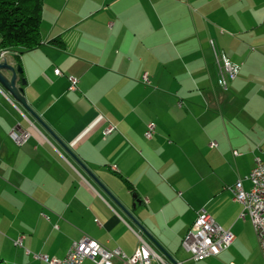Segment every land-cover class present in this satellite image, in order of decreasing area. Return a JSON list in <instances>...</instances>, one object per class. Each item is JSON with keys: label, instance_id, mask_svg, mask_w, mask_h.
I'll use <instances>...</instances> for the list:
<instances>
[{"label": "crops", "instance_id": "obj_1", "mask_svg": "<svg viewBox=\"0 0 264 264\" xmlns=\"http://www.w3.org/2000/svg\"><path fill=\"white\" fill-rule=\"evenodd\" d=\"M41 35L21 53L19 84L108 191L0 84V256L46 264L34 254L64 258L85 235L131 255L141 235L167 258L110 192L183 264H264L231 191L238 180L250 189L264 160V0H44ZM211 41L241 66L227 88ZM19 52L0 49L13 66ZM14 129L30 136L18 144ZM202 208L234 241L216 257L180 259Z\"/></svg>", "mask_w": 264, "mask_h": 264}, {"label": "built area", "instance_id": "obj_2", "mask_svg": "<svg viewBox=\"0 0 264 264\" xmlns=\"http://www.w3.org/2000/svg\"><path fill=\"white\" fill-rule=\"evenodd\" d=\"M211 45L221 84L227 88L229 80L238 76L241 66L232 62L223 52L218 51L214 41H211ZM55 73L63 75L59 68L55 69ZM68 79L70 90H76L79 79L73 75H69ZM144 81L149 82L147 75H144ZM115 130L116 126L111 124L104 130V135L108 136ZM154 132L155 124H148L146 138L151 139ZM11 136L18 144H22L28 139L30 132L14 129ZM216 145V142L211 143L213 147ZM248 178L251 181L250 189H245L242 180H238L231 187V191L234 199L242 204L241 217L248 216L252 221L259 246L264 252V160L260 156H256L255 165ZM139 238L140 245L131 255L121 248L110 249L98 240L85 235L72 244L64 258L51 257L45 253L34 254V258L46 264H82L85 259H91L95 264H183L162 256L141 235ZM233 241L232 231L223 228L205 208H202L197 214L192 229L183 238L182 246L191 254L193 260L202 261L218 256L228 249ZM16 244L21 245L22 238L18 239Z\"/></svg>", "mask_w": 264, "mask_h": 264}, {"label": "trees", "instance_id": "obj_3", "mask_svg": "<svg viewBox=\"0 0 264 264\" xmlns=\"http://www.w3.org/2000/svg\"><path fill=\"white\" fill-rule=\"evenodd\" d=\"M44 0H0V49L20 50L15 56L17 66L22 67L21 53L42 44L41 24ZM52 43L63 47L62 39ZM20 76H23L21 73ZM129 190L133 185L125 180ZM0 264H10L0 256Z\"/></svg>", "mask_w": 264, "mask_h": 264}, {"label": "water", "instance_id": "obj_4", "mask_svg": "<svg viewBox=\"0 0 264 264\" xmlns=\"http://www.w3.org/2000/svg\"><path fill=\"white\" fill-rule=\"evenodd\" d=\"M5 71H10L12 75L10 77L5 75ZM23 69L21 66H13L11 65L3 55H0V84L2 87L7 90L14 99L20 103L60 144L61 146L86 170V172L96 180L105 190L108 189L100 182V180L94 175V173L78 158L76 154L57 136L53 130L40 118V116L31 108L29 105L25 95L24 88L22 84H25V80H22V84H19V74L22 73ZM119 206H121L122 210L133 220L134 223L137 224L139 228L148 236L152 244L167 258L173 262H177L175 258L170 256L167 251L156 241L151 234L144 228V226L140 223V221L134 216V214L125 208L114 196L109 192L108 193Z\"/></svg>", "mask_w": 264, "mask_h": 264}, {"label": "rangeland", "instance_id": "obj_5", "mask_svg": "<svg viewBox=\"0 0 264 264\" xmlns=\"http://www.w3.org/2000/svg\"><path fill=\"white\" fill-rule=\"evenodd\" d=\"M190 256L191 254L181 245V247L179 248L178 257L180 259H186L189 258Z\"/></svg>", "mask_w": 264, "mask_h": 264}]
</instances>
